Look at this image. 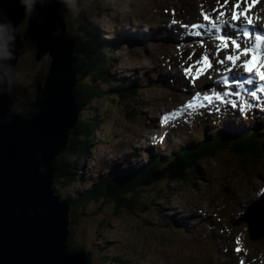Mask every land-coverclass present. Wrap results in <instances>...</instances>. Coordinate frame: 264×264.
Listing matches in <instances>:
<instances>
[{
  "label": "rangeland",
  "instance_id": "1",
  "mask_svg": "<svg viewBox=\"0 0 264 264\" xmlns=\"http://www.w3.org/2000/svg\"><path fill=\"white\" fill-rule=\"evenodd\" d=\"M185 1L187 0H128V2L123 0H78L77 6L80 9L78 14L74 15L64 4L59 9V13L66 15L64 21L69 35L79 31L83 37L82 26L86 20L87 22L93 20L97 24L102 31V39L111 36L113 38L121 30H128L132 34L137 31V37L139 34H152L151 38H143L144 43L137 39L136 43L130 42L128 45L119 43L117 45V41L112 50L107 49L110 51L108 53H110L111 64L105 66V70L108 69L107 73L115 77L127 78L131 81L147 78L152 82L157 79L155 74L158 77H162V75L168 77L170 75L168 73H173L170 71L175 70L174 65L168 66L164 63L189 61L185 59L188 57L187 53L174 50L175 45L172 43L174 39L168 37L177 34L176 30L169 28L167 36L160 32L170 22L171 17H168L170 13L188 18L187 16L195 11L194 8H189ZM197 1L208 2L211 0ZM230 1L235 3V0ZM181 2L183 3L181 4ZM249 3L245 4V8ZM208 5L210 4L208 3ZM168 11L169 13H167ZM19 25L18 31L24 34L28 25L27 18L22 20ZM60 30L61 27H58L55 33L58 34ZM185 31H189V29ZM191 31L197 35L194 33L197 31L194 29ZM127 34L119 41L125 40ZM186 36L177 35L176 39L182 40ZM209 38L211 42L208 43V48L205 47V52L209 51L213 42L215 43L216 35L212 34ZM143 48H145L144 52ZM35 53L36 41L31 37H26L19 62L21 68L18 70L19 76L13 93V97L16 96L20 107L25 110L31 106L36 86L45 80L52 61L49 52L37 61ZM136 53L141 55L136 56ZM94 58V53L83 54L79 62L82 67H87V64L89 66ZM98 67L97 65L96 69ZM94 75L93 77L87 76L82 81L89 82L93 78H96L95 81L100 79V89L104 88L105 84L102 82L104 73L95 71ZM211 75L215 76V74ZM77 77L79 82L78 74ZM142 85H144L142 88L144 91L139 96L141 106L138 107L136 116H143L145 127H135V124L124 116L123 107L110 96L96 97L90 107L80 110V118H91L97 115V117L103 116L104 121L99 125L94 138L90 139L89 151L76 178L66 184H62L56 178L53 188L61 198L64 199L68 195L76 197L75 195L85 190L92 181L105 175L109 168L114 169L127 162L145 161L148 159V155L150 157V154L167 155L169 153L166 148L168 144L173 145L170 147H176L179 143L185 142L174 129L183 131L186 128L189 130L193 128L186 134L189 137L198 135L197 128L200 127V124L197 123V119H194L195 115L188 113L187 110L205 104L195 103L191 108L184 107L187 99L184 97L185 87L176 91L173 84L166 82L165 78L162 84L143 82ZM150 85H156L155 89H152ZM147 98L153 99L152 105L147 106ZM93 106L97 107L96 110ZM248 109L253 110L251 106ZM170 113H174L176 120L164 123L163 115ZM243 113V115H247L248 112L244 109ZM262 117L257 118V123L263 121ZM199 118L203 120L204 116L199 114ZM70 137H72V133H70L69 140ZM193 138L194 136L190 137L189 141L192 142ZM151 146L153 148H149ZM216 162L217 160H208L200 163L199 167L203 173L192 184L185 185L178 182L167 184L163 180L155 184L152 189L153 194H150L149 190L143 191L138 199L148 202L158 189L165 186L166 192H163V195L168 198L164 203L154 204V198L156 199L154 197L145 212L138 210L130 214L125 210L116 212L112 199L109 201L106 199L109 203H105L106 200H90L86 201V204H77L76 207L79 210L76 208L75 214L69 213L68 228L70 233L67 241L69 249L76 247L87 249L90 254L89 264H123L118 261L113 263L112 257L108 260L109 256L107 258V255L117 254V252L125 253L130 258L128 264H241V262L245 264L247 259L246 264H263L264 236L253 245L256 241L248 240L247 233H245L247 223L242 220L233 225L232 220L235 221L255 202L264 199V191L260 193L256 189L260 188L259 182L264 184V163H260L263 166L259 178H250L249 181L247 178L240 180L239 173L232 172L231 169H227L228 173H225L226 169L210 171L211 167L214 169ZM235 192L237 194L234 197ZM238 196L241 198L247 196V199L245 202H241ZM137 204L142 205L139 202ZM152 205L156 211L153 210ZM196 206L206 209V212L198 210ZM174 216H178V219H175L178 221L179 227L183 226L181 232H177L175 227H164L166 223H169V219H174ZM142 217H148L151 222L148 224ZM185 217H188V220L182 222ZM196 217H205V219L198 218L196 220ZM208 217L212 221V226L209 228L215 230L217 236L209 232L210 229L207 228ZM187 231H193V234L186 236L184 233ZM222 233H229L232 237L239 236L238 248L240 251H237L235 256L228 253L227 243H224L227 241L222 239L220 235Z\"/></svg>",
  "mask_w": 264,
  "mask_h": 264
},
{
  "label": "water",
  "instance_id": "2",
  "mask_svg": "<svg viewBox=\"0 0 264 264\" xmlns=\"http://www.w3.org/2000/svg\"><path fill=\"white\" fill-rule=\"evenodd\" d=\"M62 6L59 0H38L28 16L19 0H0V17L16 30L28 20L23 35L16 31L15 68L26 37L36 41V61L48 52L52 58L27 110L15 106V82L11 87L0 83V264H89L85 251L68 248L71 204L53 188L56 158L66 152L80 117L73 94L78 84L73 67L77 41L66 30ZM242 220L251 241L262 237L264 199L235 223Z\"/></svg>",
  "mask_w": 264,
  "mask_h": 264
},
{
  "label": "trees",
  "instance_id": "3",
  "mask_svg": "<svg viewBox=\"0 0 264 264\" xmlns=\"http://www.w3.org/2000/svg\"><path fill=\"white\" fill-rule=\"evenodd\" d=\"M123 1L128 2V0ZM82 30L83 37L79 31L71 34L77 41V53L73 58V67L80 76L79 82L73 92L76 104L82 110L90 107L92 100L95 101L96 97L110 96L123 107L124 116L135 124V127H139L138 125L142 126L144 119L141 116H136L138 107H140L138 94L141 92V87L129 85L126 81L122 79L117 80L112 74L107 73L108 69L105 70V66H109L110 58L106 51L105 42L101 38L102 31L96 23L86 22L82 26ZM114 41L112 40L111 42L113 43ZM87 53H94L95 58L91 60L92 63L86 68L82 67L79 61L83 57V54ZM103 62H105V66H103ZM100 63V73H104L102 76V82L105 83L104 89H100V79H98V82L95 81L96 78H93L89 82L82 81L89 74H92V77L95 76L94 70H96L97 65L99 66ZM19 67L21 68V66ZM15 100L18 104L16 96ZM93 107L96 110L97 107ZM103 121V116L97 117V115L91 118H79L71 131L72 137H70L66 152L58 156L55 161L57 179L62 184H66L76 178L79 173L78 170L83 166L84 159L88 153V145L89 143L91 144L90 141L94 138L99 125ZM239 140L233 139L227 132L217 130L208 137L204 133L196 143L191 142L183 147L176 148L177 150H174V153L172 152V156L161 157L156 154L155 156L148 157L146 161L137 163V165L127 166L119 170H108L105 172V175L100 176L96 181H92L85 190L80 191L76 197L71 195L66 197L72 203L71 212L75 214L76 206L79 203L86 204V201H103L106 199L108 201L112 199L117 212L119 210H125L129 214L135 212V210L145 212L149 208L148 203L154 197H156V199L154 198V204L160 202V199L164 203L167 199H165L163 195L164 191L161 189L160 191L157 190L148 202L147 200L142 201L138 199V196L143 191L149 190L151 191L150 194H153L152 189L154 185L162 180L169 183L175 181L185 185L194 183L197 174L201 171L199 167L201 161L219 159L220 162L223 161V164L230 165L232 170L240 172L242 177H246L247 179L248 177L252 179L256 178L258 175V160L255 156L259 157L260 154L253 152L252 156L244 155V149H240V147L232 144V142L238 143ZM69 156H75V159L69 160ZM234 160L236 166L234 165ZM107 200L105 203H109ZM137 202L142 205L137 204ZM142 218L148 224L151 222L148 217ZM152 224L155 223L152 222ZM78 249L82 248L78 247ZM70 250H77V248H71ZM115 258L118 259L120 257L116 256ZM119 262L127 264V261L124 259Z\"/></svg>",
  "mask_w": 264,
  "mask_h": 264
},
{
  "label": "bare ground",
  "instance_id": "4",
  "mask_svg": "<svg viewBox=\"0 0 264 264\" xmlns=\"http://www.w3.org/2000/svg\"><path fill=\"white\" fill-rule=\"evenodd\" d=\"M252 1H255L254 4H253V10L251 12L248 11V16L250 18L253 19V25L254 26H257L258 24L261 25L262 21L264 20V0H244V2L241 4V8L239 9V11H243L245 9V4L247 2H252ZM97 3V2H96ZM183 2H181L182 4ZM186 5L190 8H194L195 11L192 12V14L190 16H187L188 18H184L182 16H178L177 14H169L168 17H171L170 19V22H168L166 24V27L163 28V29H166V30H161L160 32L161 33H164V36H167L169 34V32H167V30L169 28L171 29H174L176 30L177 32V35H187L186 37L182 38V40H178V43H176L175 45L177 46H180L182 44H185V39L186 38H190V39H193V38H200L201 40H204L206 41L207 38L211 35V33H215L217 34L214 30L211 29L210 25L207 24L204 19H203V16H202V12L203 13H206L208 15H210L212 17L213 20H215L218 24L224 22V21H227L228 23L224 25V27L222 28L223 30H228L230 34H232L233 36L235 35H238V34H235L232 30H235V27H233V23H238V22H241V24H243L244 22H246L245 20L241 19L240 21H237V22H232L231 21V14H232V9H233V4L234 2L233 1H230L229 0V3L227 4V6H224L222 7V5H224V0H211V1H208V2H198L197 0L196 1H190V0H187L185 1ZM208 3L210 5H208ZM223 11L225 12V15L223 17H221L219 15V11ZM169 13V11L167 12ZM87 21V20H86ZM89 21V20H88ZM193 24H204L205 27L202 28V29H194V31H197L200 33L199 36L197 35H194L192 33V27L191 25ZM263 24V23H262ZM26 26V25H25ZM187 26V27H185ZM139 28V27H138ZM137 28V29H138ZM189 31H185V30H188ZM245 29H247V31L249 32L248 28L246 27ZM139 30V29H138ZM223 30H221L222 32H224ZM253 30V29H251ZM137 31H135L133 34L132 32H128V30H124V34L128 33L127 34V38L121 43V44H124V45H128L133 42H137L138 40L137 39H140L142 40L143 38L142 37H137ZM197 32H194L195 34H197ZM238 32V31H237ZM171 34V33H170ZM136 36V38H135ZM110 37V35H109ZM112 37V36H111ZM149 37H151V34H149ZM147 37V38H149ZM235 38L237 39L238 37L235 36ZM240 41H241V44L243 46H247V47H251V40H245L243 39L241 36H240ZM173 43V42H172ZM206 45V48L209 47V44H207V42L205 43ZM205 45L203 46V49L202 50H198L196 52V55L197 57L194 58V60H191V61H184V62H177L174 66H175V73L176 75L174 76L176 78V88L177 90H180L182 86L185 87V96L187 99H186V105H184V107H186L189 103H187L188 100L191 101L192 103V106H194L195 103H203V104H206L208 105V101H206L201 95H199V97H197L196 99H193V96L195 93H197V86L198 88L202 87L204 84H211L212 81H215L217 82L218 84V95L220 93V96L226 98V95L224 93H222V89H221V86H220V80H219V77L223 74V73H229L228 71H225L224 70V66L222 65H219L217 63H215V61L219 58H222L223 56H226L228 54L227 51H219V49H222L223 46H220V45H215V46H212L211 48H209V52H205L204 51V48H205ZM262 48L264 47V45L261 46ZM204 56H207L209 58V61L212 62V67L211 68H208L207 67V64L205 63V61L203 60V57ZM20 62V57L18 56V61H17V64ZM228 67H232L231 64H228ZM186 69H191V71H188L186 73ZM232 73H241L243 72V70L239 67H235V68H232ZM202 73V74H200ZM199 74V79H195L197 77V75ZM211 74H215V76L211 75ZM155 77L158 78V75L155 74ZM173 78L172 75H169L168 77L165 78V81L166 82H171V78ZM209 77H211V79H209ZM198 82L202 83L203 85L201 84H198ZM185 84V85H184ZM236 87V86H235ZM238 88H244L243 86L240 85V87H236L235 90H237ZM148 89V88H146ZM122 91V90H121ZM123 92V91H122ZM179 93V92H178ZM178 95V94H177ZM134 97V96H133ZM133 99V98H132ZM254 98H252V102ZM233 100L235 102H240L236 96H233ZM130 101V100H129ZM132 101V100H131ZM219 101V100H218ZM222 101V100H221ZM220 101V102H221ZM133 103V102H132ZM264 100H261L260 104L261 105H264ZM188 107V106H187ZM239 108V107H238ZM124 113V112H123ZM127 114V113H126ZM125 114V115H126ZM248 114V113H247ZM123 115V114H122ZM128 117V116H127ZM128 120V119H127ZM131 120V119H130ZM170 120H174V116H171V119ZM246 121H249V123H253V120L251 118V116L248 114V120ZM214 122H215V118L211 115L210 116V119H207V123H208V126L210 127L209 123L212 125V127L214 128ZM123 123V122H122ZM127 123V122H126ZM246 133H249V129L246 130ZM242 132L239 133V137L241 139V135ZM257 137L259 138L260 135L259 134H256ZM247 137H249L247 134H246ZM242 139L245 141L246 140V137H244L242 135ZM247 143V142H246ZM176 145V144H175ZM200 146V145H199ZM102 147V146H101ZM195 148V147H194ZM99 150V149H98ZM117 166V165H116ZM115 166V167H116ZM111 167V166H110ZM110 169V168H109ZM108 169V170H109ZM225 170V169H224ZM225 173H226V170H225ZM122 174V173H121ZM118 175V174H117ZM56 178H57V175H56ZM57 180V179H55ZM121 181V180H120ZM259 187L260 188H256L260 193L263 192V187H264V184L262 183H258ZM179 186V185H178ZM181 186V185H180ZM184 186V185H183ZM237 192H235L234 194V197L236 196ZM77 196V194L75 195ZM132 197V196H131ZM63 199V198H62ZM238 199L241 201V202H245V200L247 199V196H242L239 197L238 196ZM79 200V199H78ZM137 201V200H136ZM248 204V203H247ZM121 205V204H120ZM246 205V203L244 204V206ZM81 207V206H80ZM246 207V206H245ZM196 208L202 212H206V209H201L200 207L196 206ZM78 209V207H77ZM83 209V208H82ZM89 209V208H88ZM95 209V208H94ZM97 209V208H96ZM79 210V209H78ZM86 211V210H85ZM117 212V211H116ZM71 213V212H70ZM78 213V212H77ZM80 213V212H79ZM78 213V214H79ZM82 213V212H81ZM192 214V213H191ZM174 215V214H173ZM71 216V215H70ZM81 216V215H80ZM70 218V217H69ZM77 218V217H76ZM77 220V219H76ZM183 222V221H182ZM79 225V224H78ZM248 226V225H247ZM222 239L224 241H227L225 243H227V250H228V253L231 254L232 256H235L236 255V249L238 248V242H239V236L236 235L235 237H232L231 234L229 233H222ZM71 243V242H70ZM213 245V244H212ZM215 246V245H214ZM77 248V247H76ZM89 249V248H88ZM87 250V249H86ZM240 257H242L240 255ZM258 257V256H257ZM249 258V256H248ZM248 260V259H247ZM247 260L245 261V264L247 263ZM263 260V264H264V258L262 259ZM239 264V263H237Z\"/></svg>",
  "mask_w": 264,
  "mask_h": 264
},
{
  "label": "snow or ice",
  "instance_id": "5",
  "mask_svg": "<svg viewBox=\"0 0 264 264\" xmlns=\"http://www.w3.org/2000/svg\"><path fill=\"white\" fill-rule=\"evenodd\" d=\"M244 2V0H235V3L233 4L232 14H231V21L237 22L241 19L245 20L248 25H253V19L248 16L249 8H245L243 11H239L241 8V4ZM229 3V0H224V5L222 7L227 6ZM219 11V10H217ZM219 15L223 17L225 15V12L219 11ZM202 16L204 21L210 25L211 29L214 30L218 35L217 39L222 42L223 48L219 49V51H227L228 54L226 56H223L222 58H219L215 61V63L224 66V70L231 72L232 68L239 67L243 70L244 73H247L249 75H255L260 81H264V51H261L259 54L257 52V49L261 48L262 45H264V35L257 33L255 35V40L257 42V45L255 48H249L247 46H243L232 34L225 33L223 35H219L222 28L225 24H227V21H224L220 24H218L215 20L212 19V17L206 13L202 12ZM233 27H236L235 23L232 25ZM187 27V26H185ZM193 29H202L205 27L204 24H193L191 25ZM200 33L197 32V36H199ZM243 36L245 38L250 39L251 33L245 29L243 31ZM203 60L207 64L208 68L212 67V62L209 61V58L207 56L203 57ZM228 64H231V68L228 67ZM188 71H191V69H186V73ZM202 74V73H200ZM195 79H199V74ZM211 79V77H209ZM232 80L234 83L241 85L246 84H252V79H248L246 81L241 82L239 78V73L233 75ZM224 83L227 84V77L224 78ZM200 93L197 92L194 94L193 99H196L199 97ZM228 95H235L239 96L240 93L238 91L228 93ZM251 95L255 98L257 93L255 91L251 92ZM204 99L211 103V97L208 95L204 96ZM217 99L222 100L225 103H228L226 99L222 96L217 95ZM189 108L192 107L191 101L187 105ZM232 107H238L237 105H232ZM171 115V114H170ZM162 120H167V116L163 117ZM236 251H240L239 248L236 249ZM242 264V262H241Z\"/></svg>",
  "mask_w": 264,
  "mask_h": 264
},
{
  "label": "clouds",
  "instance_id": "6",
  "mask_svg": "<svg viewBox=\"0 0 264 264\" xmlns=\"http://www.w3.org/2000/svg\"><path fill=\"white\" fill-rule=\"evenodd\" d=\"M38 0H19V3L25 9V14L31 16L34 6L37 4ZM60 3L64 4L67 9L72 12L74 15L78 14L80 9L78 8V0H59ZM24 21V20H23ZM20 26V25H19ZM15 29L14 25L10 20H7L4 17H0V83L7 82L8 86L11 87L16 80L18 79L20 69L19 63L17 68L11 63L15 59V39L16 31L17 34L21 32ZM23 35V34H21ZM23 47L20 49V59ZM15 91V90H14ZM14 93V92H13ZM35 94V93H34ZM15 100V97H13ZM15 106L20 107L16 103ZM20 109H22L20 107ZM75 156H69V160H74Z\"/></svg>",
  "mask_w": 264,
  "mask_h": 264
}]
</instances>
